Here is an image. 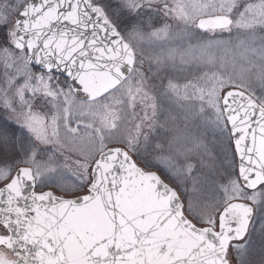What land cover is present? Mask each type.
<instances>
[{"label": "snow or ice", "instance_id": "obj_1", "mask_svg": "<svg viewBox=\"0 0 264 264\" xmlns=\"http://www.w3.org/2000/svg\"><path fill=\"white\" fill-rule=\"evenodd\" d=\"M234 258L264 264V0H0V264Z\"/></svg>", "mask_w": 264, "mask_h": 264}, {"label": "rangeland", "instance_id": "obj_2", "mask_svg": "<svg viewBox=\"0 0 264 264\" xmlns=\"http://www.w3.org/2000/svg\"><path fill=\"white\" fill-rule=\"evenodd\" d=\"M154 135H159V136L163 137L165 135V133H164V131L158 129L157 132L154 133ZM210 139H211V137H210ZM230 156H232L231 153H230ZM233 158L236 159V161H237V158H235V157H233ZM260 258H261V253L259 250V245L257 244V247L254 249V251L250 255V260L258 262L260 260ZM234 264H235V258H234Z\"/></svg>", "mask_w": 264, "mask_h": 264}]
</instances>
